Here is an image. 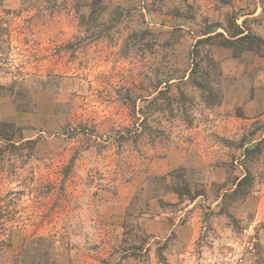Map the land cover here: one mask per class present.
I'll use <instances>...</instances> for the list:
<instances>
[{
	"label": "rangeland",
	"instance_id": "rangeland-1",
	"mask_svg": "<svg viewBox=\"0 0 264 264\" xmlns=\"http://www.w3.org/2000/svg\"><path fill=\"white\" fill-rule=\"evenodd\" d=\"M0 264H264V0H0Z\"/></svg>",
	"mask_w": 264,
	"mask_h": 264
},
{
	"label": "trees",
	"instance_id": "trees-1",
	"mask_svg": "<svg viewBox=\"0 0 264 264\" xmlns=\"http://www.w3.org/2000/svg\"><path fill=\"white\" fill-rule=\"evenodd\" d=\"M241 32H239L238 34H240Z\"/></svg>",
	"mask_w": 264,
	"mask_h": 264
}]
</instances>
